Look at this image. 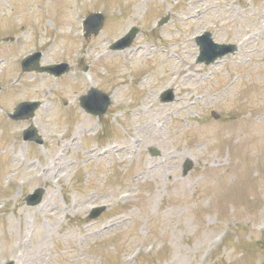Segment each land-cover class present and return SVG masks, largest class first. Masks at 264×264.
Masks as SVG:
<instances>
[{
    "label": "rangeland",
    "instance_id": "rangeland-1",
    "mask_svg": "<svg viewBox=\"0 0 264 264\" xmlns=\"http://www.w3.org/2000/svg\"><path fill=\"white\" fill-rule=\"evenodd\" d=\"M2 1L0 57L7 61L0 66V82L12 80L6 68L12 69L17 59L40 48L46 60L41 63L64 60L74 66L79 61L78 66L83 63L93 74L92 83L105 91H119L114 71L123 67H128L123 72L130 74L131 82L144 71L150 74V87L177 85L179 72L173 76L170 70L178 60L175 49L193 51V37L204 29L217 42L237 43L238 50L204 67L201 71L210 73L207 79L200 76L197 84L173 87L176 99L160 104L175 110L173 124L184 121L175 138L168 132L170 120L158 124L163 131L158 136L141 123L142 115L133 123L116 120L118 109L139 110L144 92L135 82L125 81L122 108L111 106L103 119L115 135L99 137L103 145L97 148L95 138L89 136L97 119L83 116L73 101L88 82L68 86L66 78L71 79V74L43 81L41 75L34 79L36 85L27 83L33 81L29 75H17L2 98L7 100L9 91L17 88L7 104L41 100L37 122L44 143L24 147L13 136L22 124H1L0 112V264L8 259L14 264H220L222 259L263 264L257 239L264 241V115L254 119L264 113L262 0ZM89 11L105 17L98 34L85 39L77 21ZM166 14L168 22L156 29L160 38L152 40L151 29ZM178 16L184 19L181 28ZM131 26L138 28L134 46L163 43L171 47L176 60L158 69L157 55L128 61L130 57H124L128 49L116 56L104 48L112 58L97 57L93 50L105 35L111 36L103 40L107 46ZM18 31L15 39L1 40ZM182 35L189 40L187 48L175 43ZM100 68L105 69L101 79L94 74ZM191 72L184 66L181 74ZM181 99L185 101L180 103ZM53 132H58L56 140L50 136ZM64 132L75 137L71 147L66 148ZM231 135H237L236 144L228 141ZM117 136L119 143H126L125 150L133 148L130 153L110 146ZM14 140L25 154L1 151L6 141ZM148 146L160 152L151 155ZM86 148L93 156L84 155ZM172 150L175 158L163 161L162 153ZM188 157L193 160L192 170L183 175L182 162ZM37 186L45 190L42 202L26 206L23 197ZM100 204L107 209L95 219H86L89 208ZM226 236L229 241L224 243Z\"/></svg>",
    "mask_w": 264,
    "mask_h": 264
},
{
    "label": "bare ground",
    "instance_id": "bare-ground-1",
    "mask_svg": "<svg viewBox=\"0 0 264 264\" xmlns=\"http://www.w3.org/2000/svg\"><path fill=\"white\" fill-rule=\"evenodd\" d=\"M190 80V79H189ZM150 100H151V96L149 95V96H147V97H145L144 99H143V102L145 103V104H150ZM158 109V111L160 112V114H159V117H162V115H161V113H163L164 112V109L163 108H157ZM147 123H148V125H149V127L151 128V133L152 134H156L157 135V132L155 131V128H154V124H153V122L148 118V121H147ZM258 125V124H257ZM163 132V131H162ZM161 132V133H162ZM173 132V134L174 135H176V132L175 131H172Z\"/></svg>",
    "mask_w": 264,
    "mask_h": 264
}]
</instances>
